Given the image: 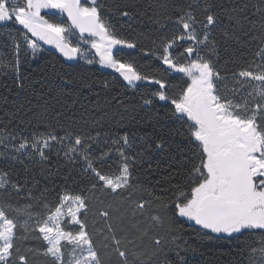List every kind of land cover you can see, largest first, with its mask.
<instances>
[{
  "label": "snow or ice",
  "instance_id": "obj_1",
  "mask_svg": "<svg viewBox=\"0 0 264 264\" xmlns=\"http://www.w3.org/2000/svg\"><path fill=\"white\" fill-rule=\"evenodd\" d=\"M104 7L102 0H0V29L19 26L16 31L24 42L22 49L14 41L9 64L17 80H21V56L36 59L47 45L66 61L99 65L117 74L126 87L143 89L145 106L154 100L164 102L168 118L188 142L193 161L176 183H169L170 198L156 197L158 207L188 222L202 237L264 235V46L246 61L247 67L231 72V96L222 91L221 84L229 77L212 58L217 46L214 33L220 30L234 39L235 27L246 17L233 14L244 13L249 5L223 10L235 22L232 30L223 24L222 13L213 10L210 0H204L203 19L192 11L179 14L173 33L158 41V49L144 53L160 63L147 73L124 59L123 49L137 45L117 31ZM253 7L261 16L264 41V0ZM121 15L130 14L124 10ZM0 147L5 149L0 157L23 165L25 172L29 171L26 160L43 164L51 153H63L66 160L83 162V171L91 179L88 192L128 200L138 191H147L135 174V165L153 152L168 151L164 141H145L143 148H136L135 133H104L101 139L99 132L69 130L62 135L54 130L24 135L21 130L0 137ZM113 154L118 166L113 171L108 164L105 170ZM0 190L34 202L22 208L0 204V264H31L33 250L22 251L18 243L21 229L38 233L46 245L40 254L47 264H135L130 259L135 255L130 247L135 241L117 234L108 210L98 211L105 228L89 225L90 202L83 190L66 182L52 201L47 189L36 196L27 179H13L7 169H0ZM151 203L141 200L136 209L143 215ZM9 209L16 214L11 215ZM154 244L160 247L162 239H155ZM259 251L264 256V248Z\"/></svg>",
  "mask_w": 264,
  "mask_h": 264
},
{
  "label": "trees",
  "instance_id": "obj_2",
  "mask_svg": "<svg viewBox=\"0 0 264 264\" xmlns=\"http://www.w3.org/2000/svg\"><path fill=\"white\" fill-rule=\"evenodd\" d=\"M102 2L106 17L117 31L137 45L135 49H123L124 59L134 61L146 73L151 68L160 67V63L144 53L158 49V41L173 33L179 14L192 11L203 19L204 0ZM210 2L214 11L222 13V22L229 30L233 29L235 22L223 14V10L249 5L244 13L233 14L246 17L242 18L240 26L235 27L234 39L225 37L220 30L214 33L217 46L216 55L212 58L217 61L221 73L229 77L221 84L222 91L231 96L230 89L234 84L230 78L231 72L247 67L246 61L251 60L253 53L264 46L260 38L261 16L253 7L259 5L261 0ZM124 10L130 15H121ZM18 27L0 29V137L21 130L24 135L53 130L61 135L65 130L91 135L99 132L101 139L104 133H135L136 148H143L145 141H164L168 151L153 152L135 165V174L147 191H138L131 200L115 194L93 195L88 192L91 179L83 171V162L66 160L63 153L59 156L55 152L51 153L49 160L43 164L26 160L28 172L24 171L23 165L0 157V169L10 170L13 179L19 177L21 182L27 179L36 196L47 189L46 195L52 201L66 182L77 190H83L90 202L89 225L105 228L98 211L108 210L111 214L110 223L116 227L117 234L126 235L135 241L134 245H130L135 252V255H130V259L135 264H264V256L259 251L264 248V235L259 232L233 237H217L215 234H211L212 238L202 237L188 222L170 212L166 214L158 207L156 197L170 198L167 190L169 183H176L193 161L188 142L178 134L179 126L168 118V107L164 102L154 100L151 106H145L141 98L143 89L137 91L126 87L125 82L109 69L67 62L45 45V51L36 59L21 56V80H17L9 64L13 61L14 41L20 43L22 49L24 47L23 39L16 31ZM5 143L8 141L5 140ZM0 151L5 149L0 147ZM108 164L111 170H116L118 164L114 154L108 158L105 170H109ZM169 177L170 181L166 179ZM141 200L152 202L150 206L146 205L143 215L136 209L137 202ZM28 203L34 202L0 190V204L22 208ZM9 213L16 214L11 209ZM153 216H159L160 220L154 221ZM20 235L18 243L21 250H33L29 254L31 264H47V259L40 254L46 245L37 238L38 233L21 229ZM157 238L162 239L160 247L154 244ZM98 247L104 251L101 245ZM252 249L257 251L253 252Z\"/></svg>",
  "mask_w": 264,
  "mask_h": 264
},
{
  "label": "rangeland",
  "instance_id": "obj_3",
  "mask_svg": "<svg viewBox=\"0 0 264 264\" xmlns=\"http://www.w3.org/2000/svg\"><path fill=\"white\" fill-rule=\"evenodd\" d=\"M46 47H48L49 49H50V47L49 46H47V45H45ZM52 50H54V49H52ZM55 51V50H54ZM67 62H70V61H67ZM81 63H83L82 61H81ZM83 64H85V63H83ZM85 65H87V64H85ZM88 66H90V65H88ZM95 66H97V67H100L99 65H95ZM101 68V67H100Z\"/></svg>",
  "mask_w": 264,
  "mask_h": 264
}]
</instances>
